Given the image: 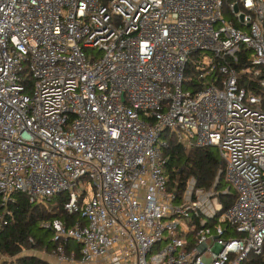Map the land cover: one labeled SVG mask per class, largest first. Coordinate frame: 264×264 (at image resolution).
I'll list each match as a JSON object with an SVG mask.
<instances>
[{"label":"built area","instance_id":"obj_1","mask_svg":"<svg viewBox=\"0 0 264 264\" xmlns=\"http://www.w3.org/2000/svg\"><path fill=\"white\" fill-rule=\"evenodd\" d=\"M166 133L219 151L210 188ZM15 194L80 215L47 264L264 258V0H0V234Z\"/></svg>","mask_w":264,"mask_h":264},{"label":"trees","instance_id":"obj_2","mask_svg":"<svg viewBox=\"0 0 264 264\" xmlns=\"http://www.w3.org/2000/svg\"><path fill=\"white\" fill-rule=\"evenodd\" d=\"M164 138L169 144L163 153L167 160L165 169L171 185L178 193L185 190L191 178H196L198 186L210 188L220 171L224 170L225 163L217 149L186 148L168 133ZM14 198L15 201L10 206L12 215L9 217V225L0 234V264H47L41 257L27 254L33 251L51 252L63 244L55 241L54 232L45 228L44 224L59 220L72 225L80 219V215L72 216L64 210V195L40 205L31 204L24 194H15ZM232 202L234 197L226 199L227 204ZM70 249L78 253L80 247L69 240L66 250ZM245 264H264V258L250 255Z\"/></svg>","mask_w":264,"mask_h":264},{"label":"rangeland","instance_id":"obj_3","mask_svg":"<svg viewBox=\"0 0 264 264\" xmlns=\"http://www.w3.org/2000/svg\"><path fill=\"white\" fill-rule=\"evenodd\" d=\"M90 194H91V192H90ZM30 254L35 255V256H39L40 255V254L37 255L38 253L37 254L36 253H30Z\"/></svg>","mask_w":264,"mask_h":264},{"label":"water","instance_id":"obj_4","mask_svg":"<svg viewBox=\"0 0 264 264\" xmlns=\"http://www.w3.org/2000/svg\"><path fill=\"white\" fill-rule=\"evenodd\" d=\"M236 12H237V9H236ZM243 19V16H241V20Z\"/></svg>","mask_w":264,"mask_h":264}]
</instances>
